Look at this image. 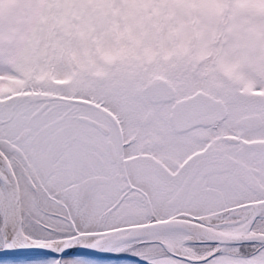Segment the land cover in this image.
Masks as SVG:
<instances>
[{
	"label": "snow or ice",
	"instance_id": "6c2138e0",
	"mask_svg": "<svg viewBox=\"0 0 264 264\" xmlns=\"http://www.w3.org/2000/svg\"><path fill=\"white\" fill-rule=\"evenodd\" d=\"M0 252L264 264V75L141 63L0 90Z\"/></svg>",
	"mask_w": 264,
	"mask_h": 264
},
{
	"label": "rangeland",
	"instance_id": "374dc122",
	"mask_svg": "<svg viewBox=\"0 0 264 264\" xmlns=\"http://www.w3.org/2000/svg\"><path fill=\"white\" fill-rule=\"evenodd\" d=\"M141 63L264 75V0H0V90Z\"/></svg>",
	"mask_w": 264,
	"mask_h": 264
}]
</instances>
